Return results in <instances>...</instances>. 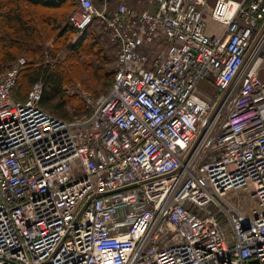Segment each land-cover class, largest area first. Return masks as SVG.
<instances>
[{"label": "built area", "instance_id": "2783aa9c", "mask_svg": "<svg viewBox=\"0 0 264 264\" xmlns=\"http://www.w3.org/2000/svg\"><path fill=\"white\" fill-rule=\"evenodd\" d=\"M76 1L116 71L71 119L0 73V264H264V0Z\"/></svg>", "mask_w": 264, "mask_h": 264}, {"label": "trees", "instance_id": "16d2710c", "mask_svg": "<svg viewBox=\"0 0 264 264\" xmlns=\"http://www.w3.org/2000/svg\"><path fill=\"white\" fill-rule=\"evenodd\" d=\"M76 5V0H0V73L23 55L26 61L20 65L17 76L21 95L27 94L34 81L41 80V106L68 119L75 117H70L66 110L68 105L81 110L82 114L92 111L78 93L67 92L68 86L77 81L85 82L86 74L93 77V82L96 79L104 87L108 86L102 91L106 92L116 71V64L109 66L106 55L101 56L97 64L91 60L90 54H98L104 46L99 44L96 32L89 28L93 24L82 36L76 35L77 29L69 20V12ZM47 40H52V44L46 45ZM65 47L70 48V52L60 56L61 48ZM81 55L86 56V60L81 59ZM23 83L26 88L21 86Z\"/></svg>", "mask_w": 264, "mask_h": 264}, {"label": "rangeland", "instance_id": "374dc122", "mask_svg": "<svg viewBox=\"0 0 264 264\" xmlns=\"http://www.w3.org/2000/svg\"><path fill=\"white\" fill-rule=\"evenodd\" d=\"M129 4H131L132 6H135L137 8L140 9H152L156 6L155 3H153L154 0H127ZM215 2V0H209L210 5H213ZM115 3V0L112 1L113 6ZM73 10V9H72ZM72 10H70L69 14L72 12ZM206 21L208 24L207 30L209 31H218L220 24L216 21H214L209 14H206ZM92 26H90L89 28L91 30H94L97 34V38L98 41H100V45H102V47L104 46V48H100L99 49V53L98 54H90V58L91 60H93L96 64H97V60L102 59L101 56H105L106 55V60H110V62H107L109 66L115 65L116 63V56H117V45H115L113 42L110 41V39L102 32V22H100L99 20H95L92 22ZM77 35V34H76ZM44 52L47 54V50L45 49ZM70 52V48L65 47V48H61L60 51V56H66L67 53ZM23 56V55H22ZM81 59L86 60V56L81 55ZM112 59L114 60V63L112 62ZM104 60V59H103ZM100 61V60H99ZM83 78L85 79V82H74L72 83L70 86H68L67 92L69 93H78L82 98H86L87 95H91V96H97L98 94H100V92L105 91L106 88L108 87H104L101 83V81H95L93 82V77H89L86 74L83 76ZM24 83H26V80H24ZM24 83L21 85L23 88H26ZM104 87V88H103ZM200 88H204V89H208L207 91H212L213 92V86L208 85V84H203V81L200 82L199 84ZM19 93L21 94L22 91L20 90ZM103 93V92H102ZM49 109V108H48ZM51 112L53 110L49 109ZM66 110L68 111L70 117H74L77 115L82 114L81 110H76L74 107H72L71 105L66 106ZM76 110V111H75ZM235 199L239 200V202L242 203L241 207L243 209H247L246 206L250 205L252 202H248V197L245 193L243 192H239L237 195L234 196ZM230 227L227 226V231L230 232Z\"/></svg>", "mask_w": 264, "mask_h": 264}, {"label": "water", "instance_id": "95a60500", "mask_svg": "<svg viewBox=\"0 0 264 264\" xmlns=\"http://www.w3.org/2000/svg\"><path fill=\"white\" fill-rule=\"evenodd\" d=\"M251 261H252L253 264H259L258 259H253V260H251Z\"/></svg>", "mask_w": 264, "mask_h": 264}, {"label": "crops", "instance_id": "0c3cea01", "mask_svg": "<svg viewBox=\"0 0 264 264\" xmlns=\"http://www.w3.org/2000/svg\"><path fill=\"white\" fill-rule=\"evenodd\" d=\"M45 44H46V45H51V44H52V40H47V41L45 42Z\"/></svg>", "mask_w": 264, "mask_h": 264}]
</instances>
